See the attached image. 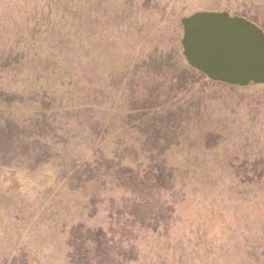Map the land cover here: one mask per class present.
Instances as JSON below:
<instances>
[{"label":"rangeland","instance_id":"374dc122","mask_svg":"<svg viewBox=\"0 0 264 264\" xmlns=\"http://www.w3.org/2000/svg\"><path fill=\"white\" fill-rule=\"evenodd\" d=\"M264 0H0V264H264V84L189 67L181 19Z\"/></svg>","mask_w":264,"mask_h":264},{"label":"water","instance_id":"95a60500","mask_svg":"<svg viewBox=\"0 0 264 264\" xmlns=\"http://www.w3.org/2000/svg\"><path fill=\"white\" fill-rule=\"evenodd\" d=\"M183 57L212 82L264 84V31L228 12H199L181 19Z\"/></svg>","mask_w":264,"mask_h":264},{"label":"trees","instance_id":"16d2710c","mask_svg":"<svg viewBox=\"0 0 264 264\" xmlns=\"http://www.w3.org/2000/svg\"><path fill=\"white\" fill-rule=\"evenodd\" d=\"M261 29V28H260ZM262 30V29H261ZM263 31V30H262Z\"/></svg>","mask_w":264,"mask_h":264}]
</instances>
